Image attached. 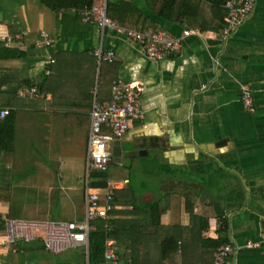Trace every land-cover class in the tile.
Masks as SVG:
<instances>
[{"label":"crops","instance_id":"obj_1","mask_svg":"<svg viewBox=\"0 0 264 264\" xmlns=\"http://www.w3.org/2000/svg\"><path fill=\"white\" fill-rule=\"evenodd\" d=\"M116 1L128 20L109 16L124 32L84 23L76 8L0 0V112L12 116L1 130L15 127L16 136L14 149L0 152V264H90V245L61 254L42 239L8 245L6 220H53L60 202L75 216L53 221L84 220L94 107L111 101L119 79L144 86V118L112 148L123 165L115 164L128 169L119 178L107 171L116 210L94 223L95 231L113 223L119 264H215L222 241L232 249L228 264H264V0L230 38L226 7L179 0L178 22L164 0ZM138 28L192 34L180 54L153 60L127 35ZM45 34L50 48L40 47ZM101 44L117 53L114 64L99 63ZM34 87L37 96L18 98ZM137 176L145 179L140 192ZM46 180L61 181L55 188Z\"/></svg>","mask_w":264,"mask_h":264},{"label":"built area","instance_id":"obj_2","mask_svg":"<svg viewBox=\"0 0 264 264\" xmlns=\"http://www.w3.org/2000/svg\"><path fill=\"white\" fill-rule=\"evenodd\" d=\"M111 0H94L92 5H85L78 9L84 23H95L106 32L125 30L108 14V3ZM256 0H229L226 4L228 10L225 37L230 38L254 11ZM192 32L187 30L183 37L166 33H144L142 29L127 31L128 37L141 44L149 57L153 60H164L181 53L184 39ZM54 40L47 34L43 35L40 47L50 48ZM9 44V41L8 43ZM102 64H114L118 55L114 51H105L102 44L93 52ZM51 59L49 64H54ZM50 71H48V74ZM144 86L140 83H129L119 79L113 83L112 99L108 103L96 102L93 112L90 141H88L87 172H107L118 163L112 154L113 145L122 140L131 130L136 120L144 118L142 95ZM37 88L22 89L19 99L37 96ZM245 103L247 109L253 107V94L249 88L245 89ZM3 118L10 115V110L0 112ZM126 184L127 182H123ZM117 185L110 184L103 194L100 190L88 188L86 193V213L83 221H33L7 219V244L17 245L19 242L26 244L42 239L44 245L54 254H61L65 250L78 246L90 245L91 233L95 231L94 223L108 218L116 210L114 205ZM44 232V238H39L38 233ZM232 254L229 245L221 246L215 254V264H228ZM106 264H119L120 256L116 240H109L105 254Z\"/></svg>","mask_w":264,"mask_h":264},{"label":"trees","instance_id":"obj_3","mask_svg":"<svg viewBox=\"0 0 264 264\" xmlns=\"http://www.w3.org/2000/svg\"><path fill=\"white\" fill-rule=\"evenodd\" d=\"M46 4L55 9H70L76 8L80 9L84 5H92L94 0H45ZM53 1V2H52ZM175 1V2H174ZM207 3H211L213 6L217 7H226V4L229 0H204ZM191 2V1H190ZM179 0H164V7L162 9L165 10H172L171 12L175 14L172 19H175L179 22L182 19V16L179 15L178 8H179ZM116 5L118 2L116 0H111L108 3V14L111 16L112 19L118 20L120 23L125 24V20H128L127 16L125 15V19L121 12L117 11ZM177 16V18H176ZM170 18V16H169ZM11 114V113H10ZM2 117V116H1ZM12 116H8L4 122V124L0 123V152H10L15 147V127H11L9 129L1 130L2 126H8L10 123ZM3 134V135H2ZM92 189H98L101 191H106L109 186V179L107 172H93L91 175L90 184H88ZM109 221H101L98 223V231L92 232L90 237V264H106L105 253L107 248V243L110 239L115 238V233L109 231L107 225H111ZM222 241V240H221ZM226 244L222 241L220 246H224ZM219 246V247H220Z\"/></svg>","mask_w":264,"mask_h":264},{"label":"rangeland","instance_id":"obj_4","mask_svg":"<svg viewBox=\"0 0 264 264\" xmlns=\"http://www.w3.org/2000/svg\"><path fill=\"white\" fill-rule=\"evenodd\" d=\"M6 46H10V44H5ZM115 166L112 167L110 169V174L112 177L114 178H119L120 176L122 177H125L127 175V172H128V169L127 167H119L118 165L114 164ZM26 171V170H25ZM32 170H29V173H31ZM22 180H27V178H22ZM22 180H17L16 184L18 183H21L23 182ZM143 180H145L144 178H142L141 176H137L135 179H134V184L136 186V189H137V192H140L143 190V186H142V182ZM61 180H46V183L47 184H52V182L54 183L53 184V187H59L60 185V182ZM84 181V180H83ZM74 182V181H73ZM63 183L62 185H65L67 186V182L66 180H63ZM75 183V182H74ZM20 185V184H19ZM24 185V183L22 185H20V189H21V193H22V186ZM19 187V186H18ZM65 190L67 191V189L65 188ZM65 190L62 192V195L65 194ZM21 198H22V195H21ZM55 208V207H54ZM53 208V209H54ZM59 210L58 212L60 213V215L58 216H54L52 219L53 220H57V219H61V220H70L72 219L74 216H75V209L73 208L72 205H68L64 202H60V206H59ZM25 219H33V218H36V219H40V220H44V219H47V218H50V217H35V216H30L28 213H26L24 216H23ZM33 221H36V220H33ZM38 236L39 238H44L45 234L44 232H39L38 233ZM216 262V261H215Z\"/></svg>","mask_w":264,"mask_h":264},{"label":"bare ground","instance_id":"obj_5","mask_svg":"<svg viewBox=\"0 0 264 264\" xmlns=\"http://www.w3.org/2000/svg\"><path fill=\"white\" fill-rule=\"evenodd\" d=\"M7 110H9V109H7ZM10 113H11V111H10ZM3 118V117H2ZM5 119V118H4ZM114 146V145H113Z\"/></svg>","mask_w":264,"mask_h":264}]
</instances>
